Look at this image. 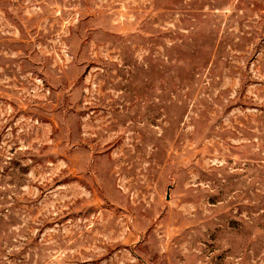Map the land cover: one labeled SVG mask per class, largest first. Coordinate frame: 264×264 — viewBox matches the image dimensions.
<instances>
[{"label": "rangeland", "instance_id": "obj_1", "mask_svg": "<svg viewBox=\"0 0 264 264\" xmlns=\"http://www.w3.org/2000/svg\"><path fill=\"white\" fill-rule=\"evenodd\" d=\"M0 264H264V0H0Z\"/></svg>", "mask_w": 264, "mask_h": 264}]
</instances>
